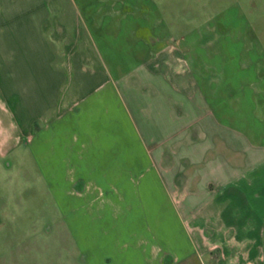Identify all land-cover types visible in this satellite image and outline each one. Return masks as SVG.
Returning <instances> with one entry per match:
<instances>
[{"label":"crops","instance_id":"0c3cea01","mask_svg":"<svg viewBox=\"0 0 264 264\" xmlns=\"http://www.w3.org/2000/svg\"><path fill=\"white\" fill-rule=\"evenodd\" d=\"M148 1L0 0V144L98 216L113 264H264V66L238 76Z\"/></svg>","mask_w":264,"mask_h":264},{"label":"rangeland","instance_id":"374dc122","mask_svg":"<svg viewBox=\"0 0 264 264\" xmlns=\"http://www.w3.org/2000/svg\"><path fill=\"white\" fill-rule=\"evenodd\" d=\"M148 4L162 19L159 25L176 38L187 34L190 41L203 31L205 44L214 46L219 60L238 76L264 66V0ZM61 201L27 145L0 144V264H113L103 255L108 245L98 216L86 214L75 222ZM140 225L130 217L121 237L138 234Z\"/></svg>","mask_w":264,"mask_h":264}]
</instances>
